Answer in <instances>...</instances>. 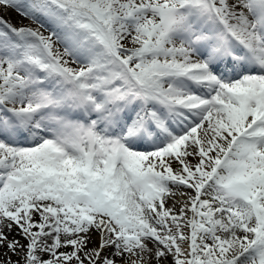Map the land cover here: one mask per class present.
<instances>
[{"label":"snow or ice","instance_id":"obj_1","mask_svg":"<svg viewBox=\"0 0 264 264\" xmlns=\"http://www.w3.org/2000/svg\"><path fill=\"white\" fill-rule=\"evenodd\" d=\"M10 10L0 264H264V0Z\"/></svg>","mask_w":264,"mask_h":264},{"label":"rangeland","instance_id":"obj_2","mask_svg":"<svg viewBox=\"0 0 264 264\" xmlns=\"http://www.w3.org/2000/svg\"><path fill=\"white\" fill-rule=\"evenodd\" d=\"M0 15H3L5 19H11L13 23H17L18 21H20L22 19L15 11H11V10L6 12V13L0 12ZM23 24L29 25L33 28L38 27V25L32 24L31 21H29L27 19H23ZM40 30L45 31L44 29H40ZM45 34H47V32H45Z\"/></svg>","mask_w":264,"mask_h":264}]
</instances>
